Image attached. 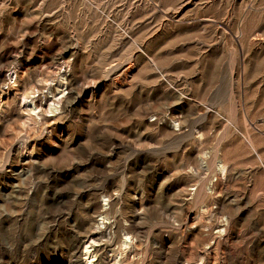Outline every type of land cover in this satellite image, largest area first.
<instances>
[{"label": "rangeland", "instance_id": "374dc122", "mask_svg": "<svg viewBox=\"0 0 264 264\" xmlns=\"http://www.w3.org/2000/svg\"><path fill=\"white\" fill-rule=\"evenodd\" d=\"M86 247L264 264V0H0V264Z\"/></svg>", "mask_w": 264, "mask_h": 264}, {"label": "bare ground", "instance_id": "6f19581e", "mask_svg": "<svg viewBox=\"0 0 264 264\" xmlns=\"http://www.w3.org/2000/svg\"><path fill=\"white\" fill-rule=\"evenodd\" d=\"M15 75H16V71H12L11 70V73H10V75H9V78H10V80L12 81L13 79H14V77H15ZM9 80V81H10ZM13 82V81H12ZM63 85V84H62ZM59 89V88H58ZM36 109V108H35ZM31 110V112L34 110V107H32V109H30ZM37 110V109H36ZM221 170L222 171H224V169L223 168H221ZM102 224V223H101ZM122 243H123V247H129L131 244H132V240H131V238L130 237H126L123 241H122ZM91 253H92V250L90 249V247H86L85 248V252H84V255L86 256V263L87 264H93L94 263V261H95V256L94 255H91ZM77 261V260H76ZM72 263H73V261H72Z\"/></svg>", "mask_w": 264, "mask_h": 264}]
</instances>
